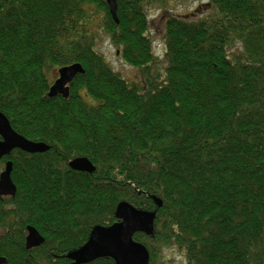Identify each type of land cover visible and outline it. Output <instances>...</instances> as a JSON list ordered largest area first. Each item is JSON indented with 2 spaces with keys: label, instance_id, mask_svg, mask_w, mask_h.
I'll return each instance as SVG.
<instances>
[{
  "label": "trees",
  "instance_id": "trees-1",
  "mask_svg": "<svg viewBox=\"0 0 264 264\" xmlns=\"http://www.w3.org/2000/svg\"><path fill=\"white\" fill-rule=\"evenodd\" d=\"M207 1L202 17L167 16L153 74L147 6L171 0H117L118 23L106 0H0V111L50 146L0 161L17 186L0 197L6 264H70L122 201L156 213L151 234H134L149 264L172 248L187 264H264V0ZM98 17L144 90L95 49ZM73 63L85 72L69 97H49L51 68ZM80 156L93 173L70 168ZM28 226L43 244L26 248Z\"/></svg>",
  "mask_w": 264,
  "mask_h": 264
},
{
  "label": "water",
  "instance_id": "water-1",
  "mask_svg": "<svg viewBox=\"0 0 264 264\" xmlns=\"http://www.w3.org/2000/svg\"><path fill=\"white\" fill-rule=\"evenodd\" d=\"M110 13L118 23L117 0H106ZM119 53V51H118ZM85 69L81 63H73L60 67L58 77L49 88L48 96L55 97L62 95L68 98L70 95V83ZM0 159L10 155L13 150L21 149L28 153L45 152L50 146L42 141H34L18 133L11 125L7 116L0 111ZM69 166L77 171L93 173L96 166L86 156L72 159ZM13 162H6L4 170L0 173V197L15 196L17 186L14 183L11 173ZM159 206L162 200L155 198ZM116 216L118 221L104 226L96 225L87 242L77 250L69 253L70 264H86L102 257L112 258L116 264H149L150 253L147 247L136 240L133 236L137 232L151 234L156 213L141 208H137L127 201L119 203ZM45 242V238L33 226H28L26 236V248L31 249L40 246ZM7 259L0 256V264H5Z\"/></svg>",
  "mask_w": 264,
  "mask_h": 264
},
{
  "label": "rangeland",
  "instance_id": "rangeland-1",
  "mask_svg": "<svg viewBox=\"0 0 264 264\" xmlns=\"http://www.w3.org/2000/svg\"><path fill=\"white\" fill-rule=\"evenodd\" d=\"M208 1L203 0L200 3L191 0H171L167 8L162 7L158 4H150L147 6L149 18H150V35L153 38V47L155 55L158 57V61L154 64L153 74H162L165 69V58H164V35H165V20L169 14L178 15H190L191 17L198 18L210 13L211 5H207ZM195 13V14H193ZM98 40L95 45V49L103 54L112 67L121 73V75L128 80L129 83L140 84L145 86L144 78L141 74L142 68L131 67L124 63L122 58H120L116 53L115 46L110 42L109 35L103 29L101 25L100 18L97 21ZM100 24V25H99ZM60 67L51 68L48 77L51 82H53L58 77V69ZM135 81V82H134ZM138 85L139 87H141ZM145 88L141 87V90ZM93 102L94 99H89ZM4 166L0 168V172L3 170ZM156 264H187L185 258L182 256L178 249H167L163 252V256L158 257Z\"/></svg>",
  "mask_w": 264,
  "mask_h": 264
}]
</instances>
